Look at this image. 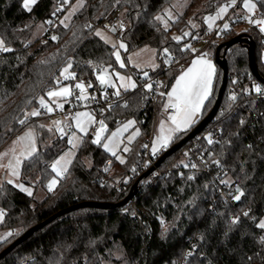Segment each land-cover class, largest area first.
<instances>
[{"label": "trees", "instance_id": "obj_1", "mask_svg": "<svg viewBox=\"0 0 264 264\" xmlns=\"http://www.w3.org/2000/svg\"><path fill=\"white\" fill-rule=\"evenodd\" d=\"M73 1L67 0V3ZM82 1L83 7L73 14L69 25L63 26L59 18L66 8L64 0H38L31 11L23 7V0H0V39L11 49L0 54V147L4 144L3 138L26 127L27 117H33L26 114L28 110H37L41 98L63 85L57 79L66 65L71 63L72 80L88 75L95 87V75L101 68L117 67L114 47L96 32L88 33L84 28L87 20L101 19L114 6L120 8L126 25L119 39L126 46L121 51L124 60L127 54L142 46L153 48L158 66L148 72L161 78L165 94L180 66L191 56L186 46L203 27L193 26L190 21L200 24L202 15L233 0H208L207 3L190 0L167 30L155 17L171 0ZM199 1L205 5L195 13ZM242 1L239 0L238 8ZM253 1L264 17V0ZM46 21L52 24V31L31 40L33 28ZM186 30L189 35L185 37ZM174 31L180 34L179 43L171 36ZM241 33L249 35L254 42L255 67L264 81L258 31L251 28ZM238 34L231 30L221 38H214L207 46L211 57L215 58L218 44ZM53 36L57 39L53 40ZM164 49L178 59L179 66L162 70L167 59ZM225 58L228 79L219 108L198 136L207 141L203 133L207 132L211 138L213 130L219 128V139L208 144V151L212 161H219L223 167L222 176L231 178L226 183L230 203L216 194L217 182L208 174H183L176 170L168 177L143 184L132 200L119 207H84L60 215L1 258L0 264H21L28 257L34 259L29 264H264L262 231L257 227L264 219V94L254 90L258 85L264 91V85L251 74L243 44L231 46ZM132 71L136 75L142 73ZM221 80L222 70L216 65L212 91L200 119L179 132L166 150L184 138L211 110ZM97 93L100 94L98 90ZM231 96L236 99H230ZM163 99L162 96L160 105ZM113 100L115 104L104 116V124L111 129L118 118L133 117L140 130L125 162L119 164V169L104 185H92L91 180L100 178L104 163L110 160L112 170L116 161L101 145L93 144L91 135L87 134L82 137L67 172L41 201L2 182L0 209L4 216L0 227L9 230L11 235L0 242V252L27 229L60 210L85 201L119 203L129 194L134 185L130 175L156 116L149 114L144 94L135 89L121 92ZM140 105L146 106V111H140ZM36 131L37 149L23 161L20 174L25 182L37 179L35 185L45 187L51 175L50 163L67 148V140L43 126ZM189 142L166 157L163 165L177 162ZM118 176L127 177L119 190L115 187ZM190 176L193 178L188 179ZM240 192L243 195L236 201L233 197ZM161 216L167 219L164 228L159 225ZM235 217L239 220L233 225L231 220Z\"/></svg>", "mask_w": 264, "mask_h": 264}, {"label": "built area", "instance_id": "obj_2", "mask_svg": "<svg viewBox=\"0 0 264 264\" xmlns=\"http://www.w3.org/2000/svg\"><path fill=\"white\" fill-rule=\"evenodd\" d=\"M238 3L239 0H235V4L232 2H227L225 5L228 7V10L225 16L212 24L211 29H209L208 25L203 26L196 34L192 37L191 41L188 44L189 50H191L195 46L206 47L210 44V42L214 38H221L225 33L230 32L231 30H236L241 27H245L246 29H256L258 31V43L262 47L264 51V33L260 31L259 26L249 23V19L255 21L261 18L260 13L255 10L251 14H245L243 12L238 11ZM231 5V6H229ZM227 24L228 28L225 29L224 25ZM90 25V27H89ZM125 23L121 19V10L120 8L114 6L108 10V12L98 20H87L84 28L88 33H94L97 30L107 31L111 34L115 41H118L124 32ZM52 24H50V28L48 32L52 31ZM110 29H114L110 30ZM3 52H0L2 54ZM179 66V61L176 57L172 56V61L170 63H166L162 70L170 69L171 67ZM136 87L135 90L140 91L144 94L148 109L151 111L149 114L154 116H158L162 113L165 115H172L173 109H168L165 111V108H162V104L160 105V99L162 96V81L161 78L157 75H152L150 73L146 74L144 77L135 76ZM58 83L68 84L73 82L74 87L77 83H84L87 91V95L89 99L81 100L79 99L80 91L76 87L72 91V94L69 97L68 103L61 108H57L56 106H49L53 110L52 112H48L46 109L40 107V113L45 115L46 118H58L61 120L64 134H57L58 137H65L69 132L72 131V127L69 124H66L65 121L69 120V118L73 115L75 110L82 108L85 106L92 114H94L97 118L104 121V116L107 111L111 109V107L115 104L113 97L115 96L113 91L108 88H104V90L98 94L97 93V85L92 80V78L88 75L83 76L79 79L74 80H65L64 82L61 79H57ZM91 84V87L88 85ZM151 84L152 89L148 90L146 85ZM95 97V99H92ZM140 111H146L147 107L144 105H140ZM155 118V117H154ZM155 120V119H154ZM124 121L123 118H118L117 123H122ZM154 122V121H153ZM153 124V123H152ZM97 129L92 128L91 134H96ZM199 135V134H198ZM196 136L190 140L186 148L184 149L182 155L179 160L175 163L169 165H163L164 161L158 166L154 167L157 159L166 151V148H159V150L154 154L151 151V141L154 137V129L151 126L149 135L146 138L145 143L143 144V149L138 157L137 166L133 168L130 177L134 180L135 190L138 192L143 184L151 183L156 179H160L163 177L170 176L174 171L178 170L184 173H193L199 172L208 174L213 181L217 182L216 194L223 198L226 202L230 203L231 198L229 197L228 185L224 181V169L223 167L217 165L212 161L209 157L208 151V139L207 141H202L199 136ZM219 139V128H215L212 132L211 140L217 141ZM192 165H196V167H192ZM151 167H154L151 173H149L146 177H142L145 172H147ZM181 167V168H179ZM113 172L111 170V161L107 160L102 167V174L99 179L91 180L92 185H104L109 178L112 176ZM126 178L118 176L115 180V187L117 190L123 188L126 183ZM159 225L161 227H165L167 224V219L164 216L158 218ZM260 240H264V229H261ZM198 238V236H196ZM187 241V239H185ZM33 257L25 258L21 261V264H29L33 262ZM184 264L183 262H180Z\"/></svg>", "mask_w": 264, "mask_h": 264}, {"label": "snow or ice", "instance_id": "obj_3", "mask_svg": "<svg viewBox=\"0 0 264 264\" xmlns=\"http://www.w3.org/2000/svg\"><path fill=\"white\" fill-rule=\"evenodd\" d=\"M65 3H67V0H64ZM38 0H23V7L31 11L32 6L37 4ZM233 4H235V0H233ZM82 6V3H81ZM231 6V5H229ZM243 7L248 10L249 12H252L255 8V4H252L249 2V0H244ZM59 11V9H58ZM227 7H221L219 11L217 12L216 16H208L205 17L206 23H208L209 29H211L212 24L215 22V20L222 18L223 14L226 13ZM168 20L172 19V16L169 12H165L164 14ZM156 21L163 24L165 30L168 28V24L165 21L164 17L162 16H156ZM63 23V21L61 22ZM249 23L255 24L259 26L260 31L264 33V19H258V20H251L249 19ZM194 26V25H193ZM90 27V25H89ZM224 28L227 29L228 25L225 24ZM113 30L114 29H110ZM97 36H101L102 39H104L105 43H108V39L104 37L99 31L96 33ZM189 33L185 32L184 36H188ZM53 40H56L57 37L53 36ZM173 39L179 43L181 40V37H173ZM113 47L115 48L116 45L113 44ZM187 47V46H186ZM119 48L125 49L126 46L123 43L119 44ZM11 51L10 48L5 47L4 41L0 39V52H7ZM181 51H184V49H181ZM167 59L166 63H170L172 61V56L168 53L167 49H164L163 53ZM113 55L116 58L117 63L120 64V67H124V63L121 62L120 53L119 51H116L113 53ZM71 68V63L68 64V67L63 69L61 72V76L64 79H73L74 75L69 72V69ZM116 76V79L120 80L121 83L119 85V88H123L125 90H128L129 88H135L136 85L132 81L131 77H123L120 76L118 73H114ZM214 75V68L212 64L204 58V56H201L199 59H194L191 63V66H189L185 71H183L175 81V84L172 86L171 91L167 93V103L164 105L165 111L168 109H173V114L168 116V121H170L171 126L167 129H165L164 123L162 122L160 125V135L156 138V140L153 142V148L152 151L155 154L159 148H167L168 144L172 140L173 136L176 133H179L181 131L186 130L193 122L194 118L197 116V114L200 112L201 108L204 105L205 100L208 99L210 93H211V86H212V78ZM97 80L100 83L101 87H112L116 88L117 86L112 81V76L108 73L107 68H101L100 71L97 73L96 76ZM77 89L80 91L79 99L81 100H87L89 99L86 91V87L84 83H77L75 85ZM88 87H91V84L88 85ZM146 88L148 90L152 89V85L148 84L146 85ZM254 90L257 94H264V91L258 86H254ZM72 94L71 89L67 87L60 88L58 91H49L47 93V96L49 99H52L53 97L57 98H67ZM115 95L119 96V90H117ZM161 96L164 95V93H160ZM92 99H95L93 97ZM230 99L235 100V96H231ZM40 106L41 108L46 109L48 112H52V108L49 107L48 104L45 103L43 99L40 100ZM53 103H56V101H53ZM63 105L57 103V108L62 109ZM31 116H38L40 115L39 111H33L30 113ZM21 123H24V121H21ZM91 123H97L94 121L93 117L88 113H78L75 117V126L78 132L87 134V127ZM99 128L96 131L95 138L92 139V143L96 145L101 144V140L103 139V133L107 130L106 126L104 124V121L101 120L98 122ZM54 124L56 125L57 131L61 133V135L64 134V130L61 127L60 121H54ZM241 124H243V121H241ZM133 126V122L129 121L127 124L123 126L122 129L118 130L117 132L113 133L112 136L107 138V142H105L102 146L106 152H109L112 156L116 157V159L120 160L121 163H123V159H121L119 156H117V148L119 147V143L117 138L120 136V134L123 131H127L128 128ZM139 135V132L137 131L132 136L129 137V143L132 142V140L135 138V136ZM28 139L31 141V133L26 134L25 137H21L20 140ZM78 137L75 135V133L69 138V144L72 145L73 148L78 147L79 145L76 143ZM208 143L211 144L212 140L210 137L207 138ZM127 151V149H125ZM35 151L34 146L31 148V150L28 152V155L30 156L32 152ZM6 155V154H5ZM74 156V153L72 151H69L64 154V156H61L59 159H57L51 166L52 171L56 174V176L62 177L64 173L67 172L68 166L71 164L72 160L71 157ZM15 160V164H13L11 161L6 166L9 175L13 177H19V165L20 160L19 158L13 157ZM217 165H219V161H213ZM0 167H4L3 165H0ZM192 167H196V165H192ZM193 177H188V179H192ZM9 184H12L13 181L10 179L7 181ZM57 183L55 179L51 180L49 184L47 185L49 191L52 190L53 186ZM227 183V182H225ZM15 187L19 188L20 191L26 192L28 195H31V191L28 188H25L22 184L15 185ZM243 195V192H240L238 195H235L233 198L236 201H239L241 196ZM245 216L248 215L247 212L244 213ZM4 216V212L0 210V219H2ZM239 218L235 217L231 220V224L235 225L238 223ZM258 228L264 229V220H261L259 224L257 225ZM11 235V233H9ZM264 242V240H262ZM191 255V253H189Z\"/></svg>", "mask_w": 264, "mask_h": 264}, {"label": "rangeland", "instance_id": "obj_4", "mask_svg": "<svg viewBox=\"0 0 264 264\" xmlns=\"http://www.w3.org/2000/svg\"><path fill=\"white\" fill-rule=\"evenodd\" d=\"M189 1L190 0H171L170 5L166 6L164 8L163 12L161 14H159V16L164 17L165 21L168 24V28H169L170 22L175 20L177 18V16L184 11L185 7L189 4ZM203 1H204V3L208 2V0H203ZM249 2L254 4L253 0H249ZM81 3H82V6H81ZM204 3H203V5H201L202 2L201 1L198 2V4H199L198 7L199 8L195 9L196 10L195 13L196 12L198 13L200 11V8L201 9L204 8V5H205ZM243 3H244V1L241 2V5L239 6L238 11L239 12H243L245 14L253 13V11L249 12L248 10H246L243 7ZM65 5H66V8L64 9L63 14L59 18V23L61 25H63V26L69 25L73 14L83 7V1L82 0H74L70 4L69 3H65ZM221 7H224V6L223 5L218 6L217 7L218 10ZM166 11L171 14V16H172L171 20H168L167 17L164 15ZM208 16H209L208 14L202 15L201 18H200V20H201L200 22L206 23L205 17H208ZM263 19H264V17H263ZM62 21H63V23H61ZM198 22L199 21H196V22L192 21V20L190 21V23H193L194 26H197ZM161 25L164 28L163 24H161ZM49 28H50V23L47 22V21L43 22V23L42 22L38 23L32 30L31 40L47 34V32L49 31ZM245 30H246L245 27H241V28L236 29L235 32L236 33H241V32H243ZM97 31H99L104 37H106L108 39L109 42L107 44H109L112 47H113V44L116 45V47L114 48V52L119 51L121 62H123L124 65H125L124 67H120V64L117 63L116 58L114 56L117 67L112 69V70H108V73L112 76V81L117 87L116 88L106 87L108 89H111L113 91V93H115L117 90H119V93H121L123 91H126L123 88H119V85H120L121 81L116 79V76L114 75V73H118L120 76H123V77L127 78V77H131L129 75L130 73H128L129 72L128 68L131 69V70L133 69V70L138 71V69L141 68V66L148 67V66H155L156 65L155 64V62H156L155 61V52H154V49L151 48L150 46H142V47L130 52L129 54L126 55V60H124L123 55L121 53V51H123V49L119 48V44L121 43V41L120 40L115 41L114 38L111 36V34L109 32H107V31H103V30H97ZM97 31H96V33H97ZM185 32L188 33L189 30L184 31V33ZM171 36L172 37H180V34L174 31V32L171 33ZM98 37L100 39H102L101 36H98ZM102 40L104 41V39H102ZM197 47L198 46H195V49ZM66 67H68V65H66L63 69H65ZM63 69L61 70V72L63 71ZM154 69H155V67H154ZM145 73H146V71L142 70V74H145ZM59 78L63 82L65 80H70V81L72 80V79H64L61 76V73H60V77ZM132 81H133V79H132ZM63 85H67V84H63ZM131 89H133V88H129L128 90H131ZM41 99H43V98H41ZM43 100L47 101L46 98H44ZM63 100L64 99H62L60 101H57L56 99H51V102L53 103V101H56V103H53V104L57 107V103L63 105V103H64ZM33 111H37V110L36 109H30V110H28L26 112V114L27 113L30 114ZM78 113H88V114H90L93 117L94 121L97 122V123H91L87 127V134L91 135V139L95 138V134H91V129L92 128L98 129L99 128V123L98 122L101 121V119L97 118L94 114H92L88 109L85 108V106H82V108H80L78 110H75V112L69 118V120L65 121L66 124H69L72 127V131L69 132L67 135H65L66 140H67V148L50 163L51 175L46 179L45 187L44 186H40V185L36 186L35 183H37V179H29L27 182H25L26 180L25 179L22 180L21 179V174H20L23 161L28 159V158H30L35 153V151L37 149V145H36V138H37L36 134H37V131H36V128L40 127V126H42L44 124V126L48 127V128L49 127L52 128L51 126L53 125V128L57 130L56 125H54V121H60L61 122V120L58 119V118H51L48 122H44L43 121V117H41V116L27 117V119H26V127H24L22 130H20L19 132H17L13 136H6L5 138H3L4 144L0 147V165H3L4 167H0V183L7 182L8 180L11 179L13 181V183H12L13 186L18 185V184H22L25 188L30 189L32 194L28 195L26 192H23V193L28 195V196L33 197L35 201H41L46 196L47 192L49 191L47 185L49 184V182L51 180L55 179L57 181V183L53 186V188L51 190V191H53L56 188L57 184H58L60 176H56V174L52 171V168H51L52 164L57 159H59L61 156H64V154L69 152V151H72L74 153V156H75V153H76L77 148L79 146L76 147V148H73L72 145L69 144V138L74 133L78 137V139L76 141V143L78 145H80L82 137L87 135V134L78 132L77 129H76L75 117H76V115ZM156 117L154 119H156ZM129 121L133 122V126L128 128L127 131H123L120 134V136L117 138L118 143H119V147L116 150L117 156H119L125 162L126 157L129 154L131 148L135 144L137 138L140 136V130H139V127L136 124L135 119L133 117H129L126 120H124L122 123H117L111 129L109 127H107V125H105L107 130L103 133V139L101 140V144L100 145H101L103 151L107 155H109L110 157H113L114 160L116 161L115 166L112 168V172L113 173L119 169V167H118L119 164H123L124 162L121 163L120 160L116 159V157L112 156L109 152H106L102 145L105 142H107V138L108 137L112 136L113 133H115L118 130L122 129L123 126L125 124H127ZM151 126L154 129V122H153V124ZM61 127L63 128L62 122H61ZM63 130H64V128H63ZM137 131L139 132V135L135 136V138L132 140V142L129 143V137L132 136ZM28 133H31V141H29L28 139L20 140L21 137H25L26 134H28ZM157 136H158V130H157ZM203 136L207 139L209 137V134L206 132V133H203ZM156 138H157L156 136H154L152 138L151 147H150L151 151H152V148H153V142L156 140ZM33 146L35 148V151L32 152V154L29 156L28 152L31 150V148ZM125 149H127V151ZM74 156L71 157L72 161H73ZM13 157L19 158V160H20L19 177L18 178L9 175V171H8V169L6 167L9 164L10 161L13 164H15V160L13 159ZM69 166H68V168H69ZM224 181L230 183L231 182L230 176L229 175H225L224 176ZM17 189L20 190L19 188H17ZM262 220H264V219H262ZM2 221H3V218L0 219V225H1ZM8 237H9V232L7 230H5V232H4L2 230V228L0 227V242L4 241ZM178 264H181V263L179 262Z\"/></svg>", "mask_w": 264, "mask_h": 264}, {"label": "water", "instance_id": "obj_5", "mask_svg": "<svg viewBox=\"0 0 264 264\" xmlns=\"http://www.w3.org/2000/svg\"><path fill=\"white\" fill-rule=\"evenodd\" d=\"M235 44H243L246 47L247 51V58H248V64H249V69L253 77L255 78L256 81L262 83L264 85V81L260 78L258 75V72L255 67V62H254V42L251 39V37L245 33H239L238 35L232 37L231 39L222 42L217 45L215 49V63L221 68L222 70V80L221 84L215 99V102L211 108V110L207 113V115L197 123V125L180 141L177 143L173 144L171 147H169L155 162L154 167H158L166 157L172 155L175 153L177 150H179L185 143L190 141L192 138L196 137L200 132H202L205 127L211 122L213 119L214 115L216 114L222 95L225 90V86L227 83L228 79V73H227V62L225 58L226 51L233 45ZM222 49V54H220V50ZM97 74L95 75V82L97 85L98 91L101 93L105 87H101L99 81L96 78ZM154 167H151L147 172L142 177H146L149 173L152 172ZM136 190H135V185L132 186L131 191L129 194L119 203H97V202H92V201H85V202H80L78 204L72 205L68 208H65L63 210H60L44 221L30 227L27 229L21 236L16 238L12 243L7 245L1 252H0V259L3 258L6 254H8L11 250H13L17 245L21 244L24 242L27 238H29L33 233L44 227L46 224L49 222L53 221L55 218L59 217L62 214H65L71 210H75L77 208H84V207H92V208H99V209H107V208H113V207H119L121 205L126 204L130 200H132L133 196L135 195Z\"/></svg>", "mask_w": 264, "mask_h": 264}, {"label": "crops", "instance_id": "obj_6", "mask_svg": "<svg viewBox=\"0 0 264 264\" xmlns=\"http://www.w3.org/2000/svg\"><path fill=\"white\" fill-rule=\"evenodd\" d=\"M224 7H227L225 4L223 5ZM227 10H228V7H227ZM255 10H257L256 9V7L253 9V12L255 11ZM219 10H218V8L216 7V9L212 12V13H209L208 15L209 16H216V14H217V12H218ZM227 12V11H226ZM225 14L226 13H224L223 14V16H222V18L225 16ZM201 18V17H200ZM222 18H219V19H217V20H215V22L216 21H218V20H221ZM122 19V18H121ZM260 19H263V17L261 16V18ZM123 21V20H122ZM214 22V23H215ZM213 23V24H214ZM198 25H199V27L201 26V25H203V26H205V25H208V23H203V22H200V24H199V22H198ZM197 25V26H198ZM201 56H204V58L206 59V60H208L211 64H212V66H213V68H214V75H213V78H212V86H213V82H214V78H215V75H216V63H215V58L213 59L212 57H211V55H210V51H209V48L206 46V47H197L196 49H195V47L194 48H192L191 49V56H190V58L182 65V66H180V70H179V72L177 73V75H176V77L174 78V80L172 81V83H171V85L169 86V88L166 90V92H165V94L163 95V97H164V99H163V102H162V108L164 107V105L167 103V93L168 92H170L171 91V88H172V86L175 84V81H176V78L183 72V71H185L189 66H191V63H192V61L194 60V59H199ZM261 60H262V62L264 63V51H263V54H262V57H261ZM155 61H156V58H155ZM155 66H148V67H143V66H141V68H139L138 69V71H142V70H144V71H146V73L145 74H142V73H138L137 75L132 71V70H129V68H128V73H130L129 75L131 76V78L133 79V81H134V83H135V85H136V81H135V76H137V77H144L146 74H148L149 72L148 71H150V70H155L156 68H157V66H158V64H157V61L155 62ZM154 67H155V69H154ZM134 68V67H133ZM143 68V69H142ZM136 69V68H135ZM212 86H211V91H212ZM63 87H67V88H69V89H71V92L74 90V83L73 82H71V83H68L67 85H61V86H59L58 88H56V89H54V90H52V91H58L60 88H63ZM135 88H133V89H131V90H134ZM126 91H128V90H126ZM124 92V91H123ZM210 96V95H209ZM69 97L70 96H68L66 99L65 98H57V97H53L52 99H56L57 101H60V100H62V99H64L63 101H64V103H63V107L68 103V101H69ZM209 98V97H208ZM46 100L47 101H45V103L46 104H48L49 106H55L52 102H51V99H49V97L47 96L46 97ZM207 100H205V102H206ZM205 102H204V104H205ZM204 106V105H203ZM41 107V106H40ZM40 107L37 109V111H39L40 112ZM203 108V107H202ZM202 108H201V110H200V112L197 114V116L194 118V122L189 126V127H191L192 125H194L199 119H200V117H201V113H202ZM38 116H41V117H43V121L44 122H48L50 119H48V118H46L45 117V115H43V114H41L40 113V115H38ZM169 116V115H168ZM168 116L167 115H165L164 113H162V114H160V115H158L157 117H156V119L154 120V136H156V137H158L161 133H160V125H161V123L163 122L164 123V126H165V129H167V128H169L170 126H171V124H170V121H168ZM42 121V122H43ZM55 125V124H54ZM45 129H47V130H49V131H54L56 134H61L60 132H58L56 129H54L53 128V125L51 126L52 128H48V127H45L44 126V124L42 125ZM188 127V128H189ZM187 128V129H188ZM157 130H158V136H157ZM178 133H176L174 136H173V138L177 135ZM172 138V139H173ZM1 184V183H0ZM4 232H5V230H7V229H2ZM9 233H10V231L9 230H7Z\"/></svg>", "mask_w": 264, "mask_h": 264}]
</instances>
